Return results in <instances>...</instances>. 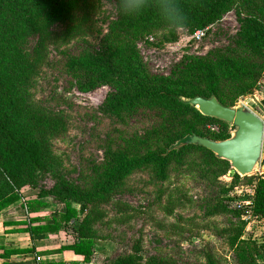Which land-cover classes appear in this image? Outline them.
Returning a JSON list of instances; mask_svg holds the SVG:
<instances>
[{
	"label": "rangeland",
	"instance_id": "1",
	"mask_svg": "<svg viewBox=\"0 0 264 264\" xmlns=\"http://www.w3.org/2000/svg\"><path fill=\"white\" fill-rule=\"evenodd\" d=\"M86 1L89 6L86 24L80 30L76 28L74 36L66 38L64 30L76 24L70 17L79 16L78 9L70 10L67 20L53 24L55 38L48 47L45 63L39 73L21 86L27 104L44 113L63 112L68 115L69 123L65 132L49 139L54 162L38 186L22 187L21 199L0 210V224L15 234V238L0 247L30 245L28 234L13 230L23 225L14 222L27 220L33 215H56L65 210L64 204L52 196L41 198L43 205L28 207L25 202L37 199L39 189L52 187L59 177L70 186L91 187L96 174L102 170L100 164H105L107 147L125 146L128 141L139 139L146 130L162 123L163 114L158 110H110L106 97L114 90L108 84L98 83L86 91L77 89L80 78L77 70L70 68V60L77 61L83 51L101 48L108 43L106 37L117 18V11L107 8L106 0ZM256 4L257 0H234L201 35L184 27L129 29L126 36L122 33L123 41L133 43L145 69L158 75L174 76L185 63L196 58L215 59L233 54H240L259 66L264 62V55L242 49L238 35V19L254 16ZM33 43L32 36L21 41L27 51ZM82 76L81 80L85 78L84 74ZM240 105L263 122L260 157L247 174L263 175L264 77L252 93L239 96L230 107L237 109ZM187 118L195 121L191 116ZM224 122L233 135L235 125ZM198 127L208 138L209 133L220 129L218 123L211 121L198 124ZM184 141L183 144L199 145ZM178 144L176 140L173 146ZM213 156L201 151L191 152L182 161H173L164 179H159L150 166L136 167L126 174L117 185V192L101 205L107 215L95 226L97 238L89 262L82 261L81 256L72 251L40 256L26 253L13 259H30L36 264L47 258L62 260L65 264H107L118 255L134 252V245L138 244L144 264H203L207 255L218 264H240L229 240L234 232L220 234V229L242 224L243 239L261 241L264 239V219L253 218L247 212H235L248 207L253 185L241 184L243 176L230 162L214 153ZM231 184L234 186L230 187ZM120 203L130 207L118 213ZM222 203H226V210L215 212L214 206ZM72 205L79 208L75 202ZM72 221V224H63L58 232L49 233L37 244L35 242V247L49 251L70 243L74 239L73 226L78 220ZM255 264H264V254L257 256Z\"/></svg>",
	"mask_w": 264,
	"mask_h": 264
},
{
	"label": "trees",
	"instance_id": "2",
	"mask_svg": "<svg viewBox=\"0 0 264 264\" xmlns=\"http://www.w3.org/2000/svg\"><path fill=\"white\" fill-rule=\"evenodd\" d=\"M170 2L159 0V10L155 6L149 7L135 16L117 12L116 21L106 37L108 43L101 48L83 51L77 61L70 60V68L77 70L80 78L78 90L93 89L98 83L108 84L114 90L106 97L110 110H158L163 114L162 123L146 130L139 139L128 141L125 146L117 149L107 147L105 164H100L102 170L96 174L91 187L70 186L59 177L52 187L39 189L37 199L25 202L28 207L43 205L41 198L52 196L64 204L65 210L56 215H33L27 220L14 222L23 227L13 230L27 232L31 243L25 247H0V258L26 253L40 256L69 250L81 256L82 261L89 262L94 253V239L97 238L95 226L103 222L107 215L101 205L117 192V185L126 174L136 167L150 166L159 179H164L169 165L175 160L182 161L191 152L201 151L213 156L203 146L183 144L189 135L205 136L198 124L204 125L208 121L219 124L218 132L208 134L213 140L229 137L224 121L201 114L188 100L195 96L208 98L213 95L221 104L231 106L239 96L252 93L264 77V62L258 66L240 54H233L215 59L202 57L190 60L174 76L147 71L135 45L123 41L122 33L126 36L129 29H173L162 19ZM233 2L175 0L186 17V23L180 27L192 32L206 29ZM72 9H78L79 16L70 17L76 24L64 30L66 38L74 36L75 29L80 30L86 24L89 11L86 0H0V210L21 199L22 187L38 186L54 162L49 139L68 128V115L63 112L44 113L33 108L24 100L21 86L40 72L47 59L48 47L55 38L53 24L67 20ZM254 10V16L238 19V35L242 49L264 55V0H257ZM28 36L34 38V43L27 51L21 41ZM83 74L85 78L81 80ZM176 140L179 144L174 147ZM140 154L143 155L131 157ZM240 181L241 184L253 185V194L248 207L235 212H247L253 218L264 219V174L245 175ZM73 202L79 205L78 209L72 205ZM128 207L120 203L116 212ZM213 210H226V203L216 204ZM72 220L78 222L73 226L74 239L70 243L49 251L36 250L35 241L58 232L63 224H72ZM5 232L12 231L5 229ZM230 232H234L229 240L238 262L255 264L257 256L264 254V239H243L242 224H233L219 231L220 234ZM134 249V252L118 255L107 264H144L139 245L135 244ZM0 264L36 263L27 260L3 261ZM38 264L65 263L62 260L41 259ZM203 264L218 263L207 255Z\"/></svg>",
	"mask_w": 264,
	"mask_h": 264
},
{
	"label": "water",
	"instance_id": "3",
	"mask_svg": "<svg viewBox=\"0 0 264 264\" xmlns=\"http://www.w3.org/2000/svg\"><path fill=\"white\" fill-rule=\"evenodd\" d=\"M188 102L201 114L231 122L236 128L233 135L223 140L192 134L184 142L199 144L216 156L228 160L242 176L249 174L257 164L261 153L263 136L261 118L245 110L241 105L237 109L225 106L213 95L208 98L195 96Z\"/></svg>",
	"mask_w": 264,
	"mask_h": 264
},
{
	"label": "clouds",
	"instance_id": "4",
	"mask_svg": "<svg viewBox=\"0 0 264 264\" xmlns=\"http://www.w3.org/2000/svg\"><path fill=\"white\" fill-rule=\"evenodd\" d=\"M158 4L159 0H111L110 3L106 0L107 8L128 16L139 15L149 7L155 6L158 9ZM162 19L168 26L173 28L180 27L186 23V17L175 3V0H171L169 7L162 15Z\"/></svg>",
	"mask_w": 264,
	"mask_h": 264
},
{
	"label": "crops",
	"instance_id": "5",
	"mask_svg": "<svg viewBox=\"0 0 264 264\" xmlns=\"http://www.w3.org/2000/svg\"><path fill=\"white\" fill-rule=\"evenodd\" d=\"M25 234H28L27 232H24ZM15 234L14 232H5V227L0 224V245H2L3 243L7 242L8 240H11L12 238H15L14 237ZM28 238H29V234H28ZM43 239L41 240H37L35 241L36 244L39 242V241H42ZM29 241H30V238H29ZM34 242V244H35ZM31 243V241H30ZM4 247H8V246H4ZM15 247H19V246H15ZM37 248H39L38 246L36 247V250H38ZM66 251H69V250H66ZM2 252V249H0V253ZM21 255H25V254H12L9 258H0V263H2L3 261H9V262H20L21 259H13V258H18L19 256ZM47 259H54V260H57L55 258H47ZM25 260H30V259H25Z\"/></svg>",
	"mask_w": 264,
	"mask_h": 264
},
{
	"label": "built area",
	"instance_id": "6",
	"mask_svg": "<svg viewBox=\"0 0 264 264\" xmlns=\"http://www.w3.org/2000/svg\"><path fill=\"white\" fill-rule=\"evenodd\" d=\"M205 30L206 29L198 30V31H196V34H200L201 35V34H203L205 32ZM237 206H238V208H240V205L239 204Z\"/></svg>",
	"mask_w": 264,
	"mask_h": 264
}]
</instances>
